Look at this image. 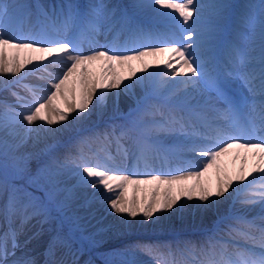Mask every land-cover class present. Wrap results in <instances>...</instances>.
Returning a JSON list of instances; mask_svg holds the SVG:
<instances>
[{
    "label": "snow or ice",
    "instance_id": "snow-or-ice-1",
    "mask_svg": "<svg viewBox=\"0 0 264 264\" xmlns=\"http://www.w3.org/2000/svg\"><path fill=\"white\" fill-rule=\"evenodd\" d=\"M22 7L0 0V91L15 98L18 108L7 103L3 107L11 113V124L24 129L16 144L0 138L5 159L10 148L18 149L32 133H36L38 143L41 133L54 137L87 120L104 107L113 90H117L118 100L121 92L135 97L136 86L152 87L136 99V107L123 117V123H109L80 138L62 159L51 157L38 167L27 186L16 185L5 175L0 181V264H37L31 255L17 256V251L40 235L54 218L53 212L70 221L73 228L66 234L57 231L51 238L44 264H80L78 250L72 245L73 231L80 227L82 217L68 213L79 199L78 190L88 188L95 191L78 207L106 204L107 211L125 224L137 218L142 223H155L163 213L174 208L182 211L193 201L197 210L207 211L222 200L232 199L241 209H230L228 215L217 218L207 247L197 249L190 241L136 247L151 256L154 264H264V0L250 6L256 11L245 17L249 32L239 34L253 47L245 51L239 42H229L223 72L216 71L214 58L202 50L215 35L216 21L227 8L224 3L137 0L132 5L137 14L150 11L172 27L151 30L121 13V29L129 36L123 44L107 40L115 27L116 9L105 0L89 3L84 12L71 3L52 6L51 11L37 4L42 19L27 27L13 23ZM206 9L213 10L210 16H206ZM102 28L103 44L98 39ZM257 36L259 52L253 54ZM36 74L46 87L26 82ZM174 80L180 87L162 96L161 89ZM235 82L246 94L230 91ZM178 93H182L181 98L173 102ZM244 109L248 116L241 122ZM0 131L5 136L17 135L8 122L0 124ZM165 136L177 139L167 144ZM52 147L47 145L43 151ZM188 153L198 159H185ZM229 156L233 163L240 162L232 171L223 163ZM13 160L17 174L26 171L28 156ZM213 170L214 180L209 175ZM66 173L78 177L75 184L68 185L62 179ZM41 178L43 184L39 183ZM256 206L259 213L251 218L243 211ZM33 220L39 230L21 244L19 237ZM225 238L243 239L253 247H236L229 252ZM58 248L65 250L60 258ZM197 252L204 258H185ZM120 264L140 262L122 259Z\"/></svg>",
    "mask_w": 264,
    "mask_h": 264
},
{
    "label": "bare ground",
    "instance_id": "bare-ground-1",
    "mask_svg": "<svg viewBox=\"0 0 264 264\" xmlns=\"http://www.w3.org/2000/svg\"><path fill=\"white\" fill-rule=\"evenodd\" d=\"M31 0L25 2L28 3ZM37 1L40 0H32L33 5L28 8L22 7L18 10L16 18L14 19V24H23L25 27L28 25H35L38 21V19H42L40 15L38 14L36 16L35 20H32L33 14L32 10H38L36 5ZM42 3L39 5H42L45 11H51L52 6H59V5H66V4H74L73 0H57L56 3L52 2V0H41ZM8 3H23L21 0H7ZM51 2L53 3L51 5ZM95 0H82L80 3L78 1L79 9L77 11L84 12L87 10V5L89 3H93ZM106 3H109L113 5L116 9V15L114 17L115 21V27L113 28V31L107 34V40L108 41H115L118 44H122V41L124 37H127V40L129 39L128 33L121 29L120 23H119V17L120 12L117 10L116 7L123 6L126 7V10H129V8L132 10L133 13V20H135L137 23H140V21H147L152 22L153 24H159L158 27L167 26L169 28L172 27V25L164 19L158 18L156 16H152L148 14V12L137 14L135 10L133 9L132 5L137 2V0H105ZM204 3H224L227 5L226 9H232L236 7V4L234 5V0H202ZM260 3V0L258 1ZM243 1L240 3L242 5ZM246 3V2H245ZM258 3V4H259ZM257 4V5H258ZM28 5V4H27ZM253 5H256V0L254 1ZM225 9V10H226ZM224 10V11H225ZM212 9H206V16H210V13H212ZM256 11V9H253L249 7V14ZM243 12V11H242ZM125 13V10H124ZM243 15V14H242ZM226 23V22H225ZM225 23L216 21V29H217V43L220 39V36L222 34V31L225 30ZM242 25L241 27L244 29L246 34L249 32L246 24L243 22H240ZM155 27V26H154ZM158 30L165 31L164 27L157 28ZM104 29H101V35L98 36V39L103 44L106 42L105 35H104ZM216 39L215 37L209 41L211 43H208L207 46L211 45L212 42H214ZM226 38V42H227ZM241 42V41H237ZM125 43V42H124ZM217 43L216 46H214V50H217ZM254 44L256 47V53L259 52V36L256 37V40L254 41ZM227 45V44H225ZM206 46V47H207ZM243 46H245V51L253 47V43L245 42L243 43ZM212 50V49H211ZM203 51V50H202ZM206 52H208L206 50ZM165 57H161L160 59H164ZM162 66V65H161ZM179 78L177 77L176 80ZM27 83H32L35 85H40L42 87H46L44 81L39 80L38 77H35V75L29 76ZM175 83V80L166 88L161 89V95H166L172 88L178 87ZM152 85L148 84L145 86V88H141L140 86H136L134 88L135 97L131 95H127L124 93H120L119 99H116L115 92L117 90H113V94L109 95L106 104L103 108L97 110L96 112H93V114L84 121L76 122L74 123L68 130L57 133L54 137L48 136L45 133H41L42 139L40 142H36V133H32L27 142L22 144L19 147V150L25 151L27 154L30 155L31 159L34 162H40L43 161L46 156L52 152L54 149H56L59 146L64 145L65 143L70 142L71 140L77 138L78 136H82L85 133H92L97 127L105 128L109 123H120L116 122L118 119H123L124 116H126L131 109H134L136 107V99H139L143 97L145 90H151ZM180 87V86H179ZM198 87H202V85H198ZM16 90V89H13ZM18 90V89H17ZM21 95H24L25 93L22 90ZM5 94H7V91H0V98L5 97ZM208 95H213L212 93H208ZM182 96V93H178L177 97L173 98V102L178 101ZM11 102L9 105H13L14 107H19V105L16 103L15 98L10 100ZM118 109V111H117ZM91 110V109H90ZM247 110V109H245ZM2 117L0 118V124L5 123L4 116H6L5 110H2ZM18 126V125H17ZM16 130V129H15ZM17 135L15 137L9 135L5 136V133L0 134L1 138H6L9 142V144H16L20 141V139L24 136V129L20 126L18 130H16ZM175 136H165L164 140L167 144H173L176 141ZM47 145H52L53 147L50 150L43 151ZM22 151V152H23ZM113 153L115 152V149H112ZM185 158L188 160H194L198 159V157H194L192 154L188 153L185 154ZM231 162H233V159L231 156L224 158V165L229 169V171L234 170L236 167L231 165ZM235 163H240L239 161H236ZM251 164V162H250ZM239 167V166H238ZM237 167V168H238ZM73 171H78L76 169H73ZM210 177L214 180V170L212 173L209 174ZM64 180L68 185H72L76 183V180L78 177L72 176L70 173H66L63 177ZM95 190L88 188V189H79L77 192V195L79 199H77L73 205L71 213L78 214L80 217H82L81 221L82 223L88 227L91 228V233L93 235V240L97 242L100 246H110L114 250H119L121 253L122 251H129L132 252V257L136 261H139L140 264H154V260L151 256L146 254L145 252L139 250L136 245V239L137 237H145V236H151L153 238H160L162 242H170V239L167 238L169 234L177 233L178 237L176 239L183 240V237L186 233H195V236H197V239L201 238H209L212 233L215 226V221L219 216H226L229 214L230 209L235 211L236 209H241V205L239 203L232 204L231 199L222 200L220 203L213 205L212 208L208 209L207 211H199L196 209L195 204L196 202H190V204L184 208L182 211H177L176 208H174L171 212H165L161 215V218L153 222H140L139 218H137L136 221H132L130 223H122L121 218L110 213L107 211V205H101L99 203H92L88 207H78V205L81 203L83 199H85L88 196H91L92 193ZM129 194L131 195V189L129 191ZM97 196H100V192H96ZM143 195V193L141 194ZM183 203V202H182ZM179 207V206H177ZM243 211L247 214L249 218L256 216L259 213V207H253L250 210L245 208ZM48 228L45 227L41 232L40 235L36 238L31 240V247H27L26 249H20L17 251V256L21 255L22 253H27L31 255L34 258H38V253L43 249V247L38 246V242L43 241L45 239V233L47 232ZM102 230V231H101ZM36 232V231H35ZM30 234H25V237H23L20 242L21 244L24 243V241L30 237ZM166 237V238H164ZM132 238V240H131ZM219 238V237H218ZM229 238L224 239V243L228 245V251H233L236 247H253L248 242L244 241H236L238 244L235 247H231L229 242H225ZM195 240V241H196ZM208 240V239H207ZM73 247V246H72ZM74 249V247H73ZM219 250V249H217ZM254 251H259L258 247L253 248ZM64 249L58 248L57 253L58 255H63ZM117 251V252H119ZM124 251V252H125ZM128 252H125L127 254ZM58 257V256H57ZM83 257V258H82ZM59 258V257H58ZM70 258V257H69ZM82 261L83 263L86 261H90L91 264H96L95 260L85 255V252H78V259ZM203 259V258H202ZM101 264V263H100ZM103 264V263H102Z\"/></svg>",
    "mask_w": 264,
    "mask_h": 264
},
{
    "label": "rangeland",
    "instance_id": "rangeland-1",
    "mask_svg": "<svg viewBox=\"0 0 264 264\" xmlns=\"http://www.w3.org/2000/svg\"><path fill=\"white\" fill-rule=\"evenodd\" d=\"M21 1L23 2L22 5H24V6H27V4L33 5V3H25L29 0H21ZM225 1H227V0H225ZM254 1L255 0H243L242 5H240V6H242V8L240 7V9L238 11L239 14H243V15H241L236 20H245V17L249 15V7L253 5ZM52 2L56 3L57 0H52ZM41 3H42L41 0L37 1V4H41ZM226 10H228V9H226ZM33 13H34V11L32 10V14ZM149 13H152V12L149 11ZM152 14H154V13H152ZM225 15H226V11H224V15L221 18V20H224ZM146 28H152V26H147ZM35 77H38V74H36ZM19 90L20 89H18V90L16 89V91H19ZM13 98L14 97L11 96V94L9 92H7V94H5V97L0 98V118H3L2 117L3 116L2 110H5L3 107V104L4 103L9 104L11 102L10 100ZM10 115H11V113H6V116H4V118H5L4 120L6 122H8L9 129H14V131L16 132V130H18L20 128V125L19 124H11V122L8 120V117ZM0 134H3V132L0 131ZM82 137H85V136H82ZM75 139L71 140L68 143H65L62 146L57 147L52 152H50L43 161H40V162H34L31 159L29 154H27L25 151H23L21 149L19 150V148L18 149L10 148L7 159H5V157L2 155V150H0V181H2L5 177V175L7 174L8 177L11 179L12 183H15L16 185L27 186L29 178L34 177L36 175L38 167L47 163L51 157H57V158L62 159L64 157V155L67 153L69 146L74 144L76 141L79 140V139H76V140ZM19 156H28L29 160H28V163L26 165V171L17 174L16 169L13 167V165L15 163V161L13 160V157H19ZM5 165H6V167H5ZM21 167H25V165L22 164ZM62 179H64V178L62 177ZM39 183H41V184L44 183L43 178L40 179ZM28 190L33 191L37 196H42V193L40 191H37L35 188H29ZM2 203H3V200L0 199V204H2ZM73 214L74 213H71V212L68 213V215H73ZM52 215L54 218L51 220L50 224L48 225V228H53L55 226V224L53 223L54 220H58L59 222L61 221L60 232H62L64 234L68 233L70 228H73V225L70 221H69L70 225H67L66 220H63V218L60 217L56 212H53ZM75 215L79 216L78 214H75ZM33 222H35V220H33L32 222H30L28 225L25 226L24 233L32 235L33 232L39 230L40 226L36 225V222L33 224ZM79 223H80V227L74 229V231H73L74 242L72 245L75 249L79 250V252H85L86 256H88V257L90 256V258H92V259H97V260H99V262H102L103 260L105 262L111 261L112 264H120V261L122 259H133L134 258V257H132V255H130V254H132V252L129 253V251H127V250L126 251L124 250V251L128 252L129 254L127 253L125 255L124 251H122V253H121L119 250H114L110 246L98 245L97 242L93 240V235L91 233V230H89L91 228L86 227L82 223L81 220ZM44 228H45V226H43V229ZM54 232L51 233V234H53V236H54ZM46 233H45V239L43 241H40L37 243L38 246L43 247V249L45 247H47V243H46L47 238H49V236H50L49 233H47V234ZM47 235H49V236H47ZM23 237H25V235H23ZM23 237H20L19 240H21ZM131 240H132V238H131ZM160 241L162 242V240H160ZM167 242H168V240H167ZM170 242H173V238L170 239ZM145 243H156V241L154 239L144 240L143 237H137L135 245L145 244ZM30 245H31V243H29L23 249H26L27 247H31ZM117 251H119V252H117ZM35 259H36V261H38V259H39V262L41 261V259L39 257L35 258ZM39 262H37V264H39Z\"/></svg>",
    "mask_w": 264,
    "mask_h": 264
}]
</instances>
